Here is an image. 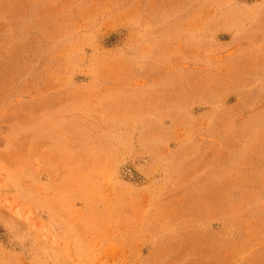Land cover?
<instances>
[{
    "label": "rangeland",
    "instance_id": "rangeland-1",
    "mask_svg": "<svg viewBox=\"0 0 264 264\" xmlns=\"http://www.w3.org/2000/svg\"><path fill=\"white\" fill-rule=\"evenodd\" d=\"M0 264H264V0H0Z\"/></svg>",
    "mask_w": 264,
    "mask_h": 264
}]
</instances>
